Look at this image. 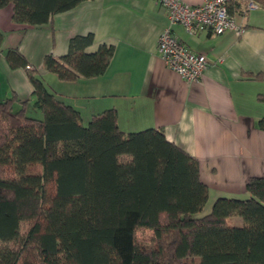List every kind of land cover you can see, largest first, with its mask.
<instances>
[{
    "label": "trees",
    "instance_id": "16d2710c",
    "mask_svg": "<svg viewBox=\"0 0 264 264\" xmlns=\"http://www.w3.org/2000/svg\"><path fill=\"white\" fill-rule=\"evenodd\" d=\"M83 1L0 0V9L12 5L14 23L42 26ZM92 42L72 37L42 69L65 82L101 76L113 47L88 53ZM5 59L28 66L17 49ZM28 78L41 118L14 96L0 101V264H264V177L248 180L245 199L218 198L199 216L208 191L198 162L162 130L124 133L114 109L84 125L36 70ZM257 124L264 131V117Z\"/></svg>",
    "mask_w": 264,
    "mask_h": 264
},
{
    "label": "crops",
    "instance_id": "0c3cea01",
    "mask_svg": "<svg viewBox=\"0 0 264 264\" xmlns=\"http://www.w3.org/2000/svg\"><path fill=\"white\" fill-rule=\"evenodd\" d=\"M236 2L239 8L233 3L231 15L243 28L240 35H189L179 24L172 27L180 42L207 58L194 83L168 69L158 53V37L168 21L156 0H86L42 26L14 23L8 5L0 9V101L14 96L27 102L26 112L41 118L31 109L28 70L13 69L5 59L7 50L17 49L56 97L79 112L84 125L114 109L124 133L162 130L168 142L197 160L207 201L245 199L248 180L264 177V131L257 124L264 117V8L245 12L241 0ZM88 34L93 42L86 52L113 47L101 76L65 82L42 69L45 55L61 57L72 37Z\"/></svg>",
    "mask_w": 264,
    "mask_h": 264
},
{
    "label": "built area",
    "instance_id": "2783aa9c",
    "mask_svg": "<svg viewBox=\"0 0 264 264\" xmlns=\"http://www.w3.org/2000/svg\"><path fill=\"white\" fill-rule=\"evenodd\" d=\"M234 1L238 0H203L198 5H190L183 0H156L165 9L168 21L157 41V50L165 66L187 83L199 82L207 68V58L180 42L172 27L179 24L189 35L200 32L219 35L227 31L240 35L242 26L228 12L229 4ZM241 3L245 12L259 8L251 0H241ZM26 69L32 70L29 65Z\"/></svg>",
    "mask_w": 264,
    "mask_h": 264
},
{
    "label": "rangeland",
    "instance_id": "374dc122",
    "mask_svg": "<svg viewBox=\"0 0 264 264\" xmlns=\"http://www.w3.org/2000/svg\"><path fill=\"white\" fill-rule=\"evenodd\" d=\"M260 9H255L254 12H259ZM28 116H32L33 114H31L30 112H26ZM35 117V116H33ZM212 207V203L210 202V200H208L205 204V206L202 208V210L198 213L199 216L205 215L207 213L210 212ZM241 222V219L239 217H235V218H229L228 223L230 225H236L237 223ZM27 229V224H21L20 226V232L21 234H24L25 230ZM138 236L145 238L147 236L146 232L143 230H139L138 232Z\"/></svg>",
    "mask_w": 264,
    "mask_h": 264
}]
</instances>
